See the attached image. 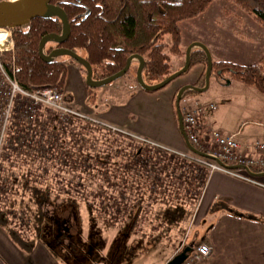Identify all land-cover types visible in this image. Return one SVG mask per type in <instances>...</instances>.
<instances>
[{"label":"rangeland","instance_id":"374dc122","mask_svg":"<svg viewBox=\"0 0 264 264\" xmlns=\"http://www.w3.org/2000/svg\"><path fill=\"white\" fill-rule=\"evenodd\" d=\"M182 29V48L185 53L191 43L198 41L210 49L213 62L224 60L248 66L259 63L264 56V26L257 24L252 16L228 0H215L200 17L183 22ZM165 42L171 43L169 36L165 37ZM53 46L55 45L49 44L47 48ZM63 59L75 63L74 65L72 62L74 66H69L66 77V104L78 110L86 119L124 130L129 139L122 143L119 152H129L133 158V145L144 139L172 151L194 155L174 126L173 112L176 111L175 99L178 90L188 84L203 86L206 68L201 65L194 66L166 87L147 92L136 79L137 64L125 76L104 86L90 88L85 82V69L69 57ZM183 62L185 54H172V73L178 71L184 65ZM98 76L100 74L95 78L102 79ZM163 79L165 78L160 80ZM157 82L159 81L153 80V83ZM184 98L199 103L216 100L213 102L219 105L216 115L220 127L229 132L243 129L250 131L253 142L264 139V95L241 78L234 77L231 72L225 71L219 77L218 72L213 71L208 91L200 94L191 92ZM182 105L183 99L181 108ZM44 117L38 116L36 130L32 134L33 142L25 141L21 144L22 139L20 142L16 140L19 142L16 147L12 144L13 138L10 139L9 150L0 162V175L10 178L5 190L0 187V212L5 213L2 216L3 219L6 218L5 228L9 232H17L25 242L41 243L46 248H51V256L57 264H61L59 256L65 259V264H115L120 255L121 258L124 254L128 255L122 242H125L124 239L130 231L127 227L120 229L117 227L119 225H112L114 208L112 199L107 196L112 197L115 194L112 185V158H122L123 154L113 150L112 147L117 146L105 130L95 131L90 128V133L83 136L74 121L66 126L59 121L58 138L47 141L48 135L55 133H51L48 124L44 123ZM117 120H122L123 123L115 122ZM42 127L45 133L40 143L39 138L43 137L40 133ZM70 129L71 132L68 131ZM20 136L25 137L23 134ZM30 144L42 145L41 150L37 153L28 152ZM67 144L80 150L78 154L68 155L70 160L61 157L64 152L70 151L69 146L66 148ZM88 156L92 159L91 165L84 166V163L88 164ZM92 156L99 157L102 162L109 159L103 170L108 171L110 180L105 179L100 168L94 167L95 159ZM148 157L151 155H147ZM159 166L156 169L161 171L162 167L160 169ZM156 169L149 170L153 179L145 182L147 186L156 183ZM41 173L43 182L36 178ZM191 174L199 177V173L193 172L191 167L156 173L163 180L159 181L161 186L155 185L152 191L158 192L157 187L162 188L165 198L163 207L174 211L181 206L187 216L180 220V225L175 224L170 230L166 227V232L154 227L139 230L146 232L148 236L168 233L166 236H169L170 241L165 239L161 240L163 244L150 245L149 253L138 256L136 261V257H133L132 264H164L162 259L171 253L176 243H180L181 251L185 246H193L199 240L193 242L197 230L193 225L192 214L197 207L199 195L198 192L190 191L186 185V180L192 178ZM180 188L181 191H176ZM2 190L4 191L1 192ZM140 232L136 234L139 235L137 237H140ZM119 240L122 245L118 243ZM150 240L154 241L153 238ZM117 243L120 244L118 247ZM182 244L185 246L182 247Z\"/></svg>","mask_w":264,"mask_h":264},{"label":"trees","instance_id":"16d2710c","mask_svg":"<svg viewBox=\"0 0 264 264\" xmlns=\"http://www.w3.org/2000/svg\"><path fill=\"white\" fill-rule=\"evenodd\" d=\"M214 1L215 0H52L53 3L62 4L72 26V31L68 40L60 46L84 56L93 66L95 77L100 74L98 77L104 78L117 73L125 67L129 56L140 54L146 61L144 75L148 83H153V80L161 81L160 79L171 75V55L182 56L185 54L182 48L184 38L182 23L200 17L207 12ZM228 1L243 12L252 16L257 24L264 26V0ZM88 9L90 10V14L85 19H82V14ZM73 19L75 20L73 21ZM61 31L62 24L60 20L56 18H36L28 28H17L13 30L15 41L14 55L9 52H4L1 55V59L7 70L12 72L14 56L16 77L25 90L35 91L40 88L50 87L64 92L69 67L68 62H66L67 59L64 60L61 58L49 64L44 62L39 56V44L43 36L50 33H61ZM166 36L170 37V44L165 42ZM52 48L53 47L48 48V51ZM197 65H201L204 68L207 67V58L199 49L193 52L190 68ZM82 69L84 70L83 67ZM213 71L218 72L219 77H221L225 71L231 72L234 77L241 78L246 84L254 86L264 95V56L260 59L259 63L248 66L231 61L214 60ZM41 115L45 116L43 121L48 124L51 133H55L53 135L49 134V137L46 138L47 141L51 140V138H58L57 135L60 129L58 113L51 108L43 107ZM74 122L77 123L79 127L78 131L83 136L90 133V128L95 129V131L105 130L108 135L112 136L113 144L117 146V148H114V146L112 148L116 152H119L122 143L129 139L128 134L113 131L89 119L77 118ZM43 128L44 127L41 128L40 132L41 136H43L39 138L40 143L44 138L45 130ZM68 131L71 132L72 130L70 129ZM72 140H74V138H72ZM76 140L79 139L76 138ZM41 146L42 145L30 144L27 150L30 153H37L38 150H41ZM68 146V150L70 151L64 152L61 156L67 157L66 160H70L68 155H71V153L78 154L80 152V150H75L73 146L68 144L66 148H68ZM133 147L135 148L132 152V155H135L133 158L128 154L129 152L127 154L126 152H119L123 154L122 158L116 157V160L112 158V162H115L112 166V185L114 188H119L121 194L119 196H107V198L112 199V208H114L112 212V225L117 224L116 222L124 221V217H126L125 214H128V207L124 197V188L128 182V179L125 178L126 172L134 170L139 179L145 176V179H147V181L145 180L146 183L152 178L149 170L156 169L158 165L162 167V170L158 171L156 169L157 172L171 169L173 171H178L186 167H191L192 171L195 172L193 163L186 162V159L180 155L175 154L172 156L167 151H159L142 141L133 145ZM149 154L151 157L147 158ZM92 157L95 159L93 160L95 164L94 167L100 168V172L105 175V179L110 180L108 171L103 170L109 162V159L106 158L102 162V159H98L99 157ZM86 160L88 164L84 163L83 165H91V157L88 156ZM160 166L159 168L161 169ZM156 173H154L156 176V183L153 185L148 184L151 191L155 185L160 184L159 181L163 180L159 178ZM115 174H117V177L118 175L122 176L121 179H114ZM170 174H173V172H170ZM191 175L192 178L186 180V185L190 191L198 192V195H200L199 193L202 192L208 176H200L198 174L199 177H197L193 174ZM36 178L39 179L38 181H44L42 173L37 175ZM9 179L10 178L3 176V174L0 175V187L2 189L5 190L8 186L7 184L10 183ZM50 187L51 186H49V188ZM158 191L162 192V188H158ZM176 191H181V188L176 189ZM46 195H49V193ZM44 199L45 201L47 200V198ZM220 208H226L237 215H241L234 212V209L220 201L214 204L212 212L218 211ZM184 211L185 209L181 208V206L175 208L174 211L164 209L166 219L168 216V222H164V226L180 225V220L185 217ZM4 214V212H0V222L3 226H5L4 221H6V218L4 217L5 219H3L2 217ZM120 224L123 225V223ZM160 224L163 223L161 222ZM170 228L171 227L167 230H170ZM163 232H166L165 229H163ZM9 233L22 247L30 248L35 243L33 242L31 244V242H25L21 236L13 230Z\"/></svg>","mask_w":264,"mask_h":264},{"label":"crops","instance_id":"0c3cea01","mask_svg":"<svg viewBox=\"0 0 264 264\" xmlns=\"http://www.w3.org/2000/svg\"><path fill=\"white\" fill-rule=\"evenodd\" d=\"M73 63L72 61L68 62V65L74 66L75 63L74 65ZM79 73L81 74V70ZM213 101L216 100L209 102ZM216 111L210 115V123L216 129L226 135L238 134V139L243 144L253 142L250 131L243 129L242 131L229 132L220 127ZM173 118L174 126L180 133L176 112H173ZM115 122L123 123L122 120ZM114 163L112 162V166ZM136 175L134 170L125 173V178L129 182L124 188L128 214H125L124 221L120 222L123 225L116 222L117 224L114 226L127 227L130 231V234L127 233L128 236L124 239L125 242H122L128 255L124 254L123 258L120 255V259L117 257L119 260L115 264H132L133 257H136V261L138 256L149 253L150 245L163 244L161 240L165 239L170 241L169 236H166L168 233L161 232L160 235L148 236L146 232L139 231L153 227L165 229L173 225L164 226V222H168V216L166 219L163 192L151 191L149 185L147 186L145 183L147 181L145 176L140 180ZM121 177L120 175L117 177V174L114 175L116 180ZM251 178L252 180L242 179L221 171L213 172L208 176L198 197L195 212L192 214L193 225L197 230L193 242L199 239L195 242L196 244L204 242L212 247L211 255L202 264H264V175H251ZM113 192L115 194L112 195H121L119 188H113ZM217 201L225 203L234 209V212L241 215L226 208L212 212ZM189 213L191 214L190 211ZM185 215L187 216L186 212ZM161 222L163 224H160ZM139 232L141 235L137 237L139 235L136 234ZM151 238L154 241L150 240L152 243L149 244ZM120 242L119 240L118 243ZM118 243L117 247L121 244L118 245ZM179 244L176 243L177 246L172 247L171 253L162 259L164 264H168L180 251ZM50 249L41 243H34L30 248L22 247L0 222V264H57L51 256L53 252ZM59 259L61 264H65L64 258L59 256Z\"/></svg>","mask_w":264,"mask_h":264},{"label":"built area","instance_id":"2783aa9c","mask_svg":"<svg viewBox=\"0 0 264 264\" xmlns=\"http://www.w3.org/2000/svg\"><path fill=\"white\" fill-rule=\"evenodd\" d=\"M5 0H0V2ZM0 162L9 150V140L16 147L25 141L33 142L35 123L41 115L42 108L47 107L58 113L60 122L65 126L77 118L86 119L78 110L69 107L65 100V92L45 87L35 91H27L17 80L16 67L9 72L4 65L1 55L9 52L14 55L15 41L13 30L0 28ZM218 109L216 102L199 103L191 102L183 98L181 108L183 123L190 143L200 152L219 159L227 165H242L254 172L264 171V139L253 143L243 144L238 139V134L226 135L216 129L210 123V115ZM91 120V119H89ZM19 121V122H18ZM94 122V120H91ZM18 122V123H17ZM21 122V123H20ZM96 123V122H95ZM98 123V122H97ZM101 124V123H99ZM103 127L127 134L120 128ZM20 134L25 135L21 137ZM27 136V137H26ZM18 140V141H16ZM159 151H167L170 155H180L186 162L193 163L195 172L203 176H209L216 171L225 172L233 176L252 180L246 170L229 169L218 163L217 160L199 155H190L183 151H172L155 142L141 140ZM187 165V164H186ZM205 172V175H204ZM185 246L182 244V247ZM212 253V247L204 242L193 246L192 252L182 264H202Z\"/></svg>","mask_w":264,"mask_h":264},{"label":"water","instance_id":"95a60500","mask_svg":"<svg viewBox=\"0 0 264 264\" xmlns=\"http://www.w3.org/2000/svg\"><path fill=\"white\" fill-rule=\"evenodd\" d=\"M90 14L88 9L84 14H82V19H85ZM36 18H56L59 19L62 24L61 33H50L45 36L40 41L39 44V56L46 63H53L58 59L63 57H69L80 64L86 71L85 82L90 88H96L104 86L118 78H121L127 74V72L132 68L134 64H137L136 79L140 86L147 92H154L162 89L169 85L173 80L179 76L185 74L189 71L192 64L193 52L196 49L201 50L207 58V67L205 71V84L204 86H197L195 84H188L182 86L176 94V114L178 120V127L182 137L185 140L187 148L196 155L209 157L215 159L209 155H206L199 150H197L189 141L187 133L185 131L183 116L181 111V101L184 96L188 93H204L210 88L211 77L213 74V57L210 49L202 42L195 41L191 43L186 49L185 62L184 65L176 72L167 76L165 79L157 83H148L145 79V68L146 61L145 58L140 54H133L128 57L126 65L123 69L115 74L107 76L102 79H96L94 74V68L91 63L81 54L72 51L68 48L61 47L59 45L64 44L72 31L71 21L60 3H53L52 0H5L0 2V28H9L15 30L17 28H28L32 21ZM75 19H73L74 21ZM49 44L58 45L48 51L47 46ZM222 166L229 169H240L246 170L250 175L253 176H263V172H254L250 168L242 165H227L219 159H215ZM193 246L187 245L180 252H178L168 264H182L192 252Z\"/></svg>","mask_w":264,"mask_h":264},{"label":"flooded vegetation","instance_id":"af4514ba","mask_svg":"<svg viewBox=\"0 0 264 264\" xmlns=\"http://www.w3.org/2000/svg\"><path fill=\"white\" fill-rule=\"evenodd\" d=\"M59 46H60V45H59ZM55 47H58V45L53 46V48H55ZM53 48H52V49H53ZM203 86H204V85H203Z\"/></svg>","mask_w":264,"mask_h":264},{"label":"bare ground","instance_id":"6f19581e","mask_svg":"<svg viewBox=\"0 0 264 264\" xmlns=\"http://www.w3.org/2000/svg\"><path fill=\"white\" fill-rule=\"evenodd\" d=\"M1 32V31H0ZM2 42H1V40H0V44H1Z\"/></svg>","mask_w":264,"mask_h":264}]
</instances>
